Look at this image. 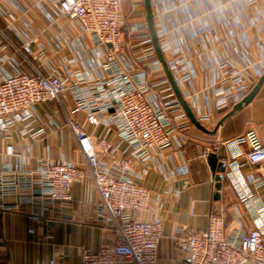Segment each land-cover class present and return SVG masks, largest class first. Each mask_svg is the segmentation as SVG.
<instances>
[{
  "label": "built area",
  "instance_id": "built-area-1",
  "mask_svg": "<svg viewBox=\"0 0 264 264\" xmlns=\"http://www.w3.org/2000/svg\"><path fill=\"white\" fill-rule=\"evenodd\" d=\"M150 1L168 67L198 121L210 129L215 114L231 111L264 75V5L258 0ZM123 4L0 0V130L40 138L59 125L45 120L39 105L59 101L84 158L82 163L41 159L35 171L0 172V209L27 211L36 221L55 203L71 207L72 185L90 180L99 195L98 222L112 237L98 251L85 248L81 264H264V201L248 191L236 160L250 141L247 163L264 165V145L253 133L231 141L233 157L224 163L240 198L253 205L254 227L230 234L225 218L211 213L205 231L177 229L176 257L161 259V212L175 191L154 193L144 182L165 151L184 147L192 124L157 58L145 1L130 0L129 15ZM33 8L48 22L43 30L30 21ZM219 28L225 31L223 42L215 34ZM124 29L132 37L127 45L121 40ZM250 31L256 33L255 52ZM44 34L46 44L38 42ZM197 68L207 75L202 90L195 87ZM205 98H210L206 104ZM100 127L105 133L96 137ZM112 133L116 141L109 138ZM214 148L207 147L203 156ZM248 180L256 189L264 187L259 176ZM8 196L16 198L13 205L4 204ZM235 220L241 227L239 215Z\"/></svg>",
  "mask_w": 264,
  "mask_h": 264
},
{
  "label": "crops",
  "instance_id": "crops-1",
  "mask_svg": "<svg viewBox=\"0 0 264 264\" xmlns=\"http://www.w3.org/2000/svg\"><path fill=\"white\" fill-rule=\"evenodd\" d=\"M258 1L262 7L264 0ZM253 14L255 16L257 12L253 11ZM29 18L37 31L48 25L47 20L35 8L30 10ZM53 30L58 32L60 28L55 26ZM215 34L224 41V29L219 28ZM247 34L255 52L256 33L250 31ZM211 37L209 34L208 38ZM47 41L48 36L45 34L38 40L45 44ZM222 45L217 46L216 53H222ZM47 49L52 56L50 49ZM64 53L69 54L68 51ZM197 69L195 87L202 90L207 75ZM209 99H203V103L206 104ZM64 106L66 108V105ZM38 112L45 120L53 119L59 128L48 127L47 132L37 139L21 138L16 130L7 133L0 130V172L18 169L35 171L41 159H65L77 163L84 161L74 134L67 125V113L61 103L55 101L39 105ZM227 113H216V124L208 130L213 131ZM84 121V117H81L83 126ZM185 132L187 142L184 147L165 151L144 182L154 193H161L170 188L175 191L170 200L165 202L161 212L165 217L164 239L160 250L162 260L176 257L174 244L177 229L185 227L190 231H205L211 213L225 218L226 230L230 234L239 229L247 232L254 227L253 205L240 198L226 172L218 192L219 197L216 199V181L212 183L214 178L207 163L208 157L205 158L203 153L207 147H217L211 153L218 154L219 160L224 162L233 157L231 141L248 133H253L264 145V85L249 105L223 122L215 135H208L193 125ZM104 133L105 129L100 127L95 136ZM109 138L116 141L113 133ZM250 150L251 143L247 141L240 147L242 154L236 157V160L243 165L241 172L247 176L248 191L264 201V187L256 189L248 180L250 175L259 176L264 180V165L253 167L247 163L246 155ZM72 196L74 203L71 207L55 203L48 207L42 219L36 221L30 218L27 211L1 208L0 264H81L85 248L98 251L105 239L112 237V233L98 222V192L92 181L86 180L72 185ZM15 202V197L8 196L4 204L13 205ZM237 215L240 216L241 227L235 220ZM140 217L151 219L152 215L141 213Z\"/></svg>",
  "mask_w": 264,
  "mask_h": 264
},
{
  "label": "water",
  "instance_id": "water-1",
  "mask_svg": "<svg viewBox=\"0 0 264 264\" xmlns=\"http://www.w3.org/2000/svg\"><path fill=\"white\" fill-rule=\"evenodd\" d=\"M145 1V14H146V20L148 23V27H149V33L151 36V40L153 42V46L157 55V58L159 60V62L162 64L165 74L175 92V95L180 103V105L182 106L184 112L186 113L188 119L190 120L191 124L196 127L198 130L208 134V135H215L218 131V129L220 128V126L223 124V122L225 120H227L229 117L233 116L235 113L239 112L240 110H242L244 107H246L247 105H249L254 98L257 96V94L259 93L260 89L262 88V86L264 85V75L260 78V80L255 84V86L253 87V89L251 90V92L238 104H236L231 111H229L225 117L219 121V123L217 124V126L215 127V129L213 131H209L207 128H205L196 118L194 112L192 111L191 107L189 106V104L187 103V101L185 100L184 96L182 95L178 85L176 84V81L168 67L166 58L164 56V54L161 51L159 42H158V38H157V33H156V28H155V21H154V17H153V12H152V6H151V1L150 0H144ZM207 163L210 167L211 173L213 175L214 180L216 181V199L219 197V190L222 187V181L224 178V173L226 171V164L222 161L219 160V156L216 153H211L208 156L207 159Z\"/></svg>",
  "mask_w": 264,
  "mask_h": 264
},
{
  "label": "rangeland",
  "instance_id": "rangeland-1",
  "mask_svg": "<svg viewBox=\"0 0 264 264\" xmlns=\"http://www.w3.org/2000/svg\"><path fill=\"white\" fill-rule=\"evenodd\" d=\"M123 11H124L125 15H129V13L132 12L131 11V6H130V0H124ZM130 38H132V37H130ZM132 52H134V49H133Z\"/></svg>",
  "mask_w": 264,
  "mask_h": 264
},
{
  "label": "trees",
  "instance_id": "trees-1",
  "mask_svg": "<svg viewBox=\"0 0 264 264\" xmlns=\"http://www.w3.org/2000/svg\"><path fill=\"white\" fill-rule=\"evenodd\" d=\"M130 37H131V35L128 32V30L124 29L123 33H122V38H121L122 43L127 45L129 43V41H130Z\"/></svg>",
  "mask_w": 264,
  "mask_h": 264
}]
</instances>
